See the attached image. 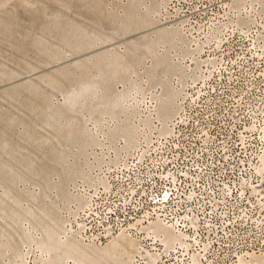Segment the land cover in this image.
<instances>
[{
	"label": "rangeland",
	"instance_id": "374dc122",
	"mask_svg": "<svg viewBox=\"0 0 264 264\" xmlns=\"http://www.w3.org/2000/svg\"><path fill=\"white\" fill-rule=\"evenodd\" d=\"M184 2L264 26V0ZM194 56L165 0H0V264L156 263L149 225L118 247L73 216L106 165L168 131Z\"/></svg>",
	"mask_w": 264,
	"mask_h": 264
},
{
	"label": "built area",
	"instance_id": "2783aa9c",
	"mask_svg": "<svg viewBox=\"0 0 264 264\" xmlns=\"http://www.w3.org/2000/svg\"><path fill=\"white\" fill-rule=\"evenodd\" d=\"M165 6L196 52L176 111L167 132L104 167L75 231L101 243L160 221L179 237L155 264H251L264 255V26Z\"/></svg>",
	"mask_w": 264,
	"mask_h": 264
},
{
	"label": "bare ground",
	"instance_id": "6f19581e",
	"mask_svg": "<svg viewBox=\"0 0 264 264\" xmlns=\"http://www.w3.org/2000/svg\"><path fill=\"white\" fill-rule=\"evenodd\" d=\"M168 126V125H167ZM165 129V128H164ZM256 167H264V160H256ZM168 225H165V224H163L162 222H160V221H152L150 224H149V230L150 231H152V234L154 235V236H159V235H161V238L162 239H160V240H162V241H164V243H166L167 245H169V243H171V242H173V241H175L179 236L176 234V233H174L173 231L171 232V229L169 230L168 228H170L169 226L167 227ZM148 231V230H147ZM122 233V232H121ZM76 234H77V232H76ZM123 235V234H122ZM118 236V235H115L116 237L114 238L113 236V240H112V246H121V245H123V236ZM128 236V235H127ZM80 239H81V237H79ZM157 238V237H156ZM128 241V240H127ZM166 245V246H167ZM124 248V247H123ZM151 257H154V255L152 254L151 255ZM259 258H261L260 256L259 257H257V256H254V260L255 259H259ZM252 259V260H253ZM262 259V258H261ZM155 259H153V261H154ZM263 260H264V258H263ZM152 260H150V262H151ZM258 261V260H257ZM262 261V260H261ZM152 263V262H151ZM262 263H263V261H262ZM147 264H150V263H147ZM259 264H260V262H259Z\"/></svg>",
	"mask_w": 264,
	"mask_h": 264
}]
</instances>
